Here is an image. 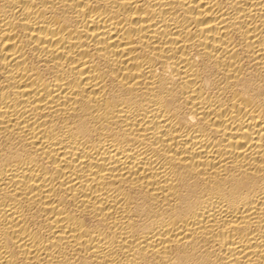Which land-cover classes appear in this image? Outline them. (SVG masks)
<instances>
[{"label":"bare ground","instance_id":"6f19581e","mask_svg":"<svg viewBox=\"0 0 264 264\" xmlns=\"http://www.w3.org/2000/svg\"><path fill=\"white\" fill-rule=\"evenodd\" d=\"M0 264H264V0H0Z\"/></svg>","mask_w":264,"mask_h":264}]
</instances>
